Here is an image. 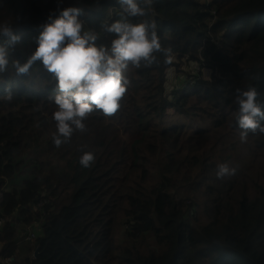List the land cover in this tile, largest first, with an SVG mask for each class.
Instances as JSON below:
<instances>
[{"label": "trees", "instance_id": "16d2710c", "mask_svg": "<svg viewBox=\"0 0 264 264\" xmlns=\"http://www.w3.org/2000/svg\"><path fill=\"white\" fill-rule=\"evenodd\" d=\"M136 2L143 17L129 16L119 0H0V21L20 36L8 44L0 35L9 61L0 72V258H17L20 244V264H264V175L241 179L255 164L215 175L217 164L264 147L258 130L240 140L235 102V90L249 86L264 102V0ZM68 6L81 10L82 34L94 33L108 55L116 34L107 26L116 20L154 24L161 48L151 63L122 70L128 84L115 113L94 109L85 129L73 126L57 147L56 78L40 60L25 74L16 65L35 50L41 26ZM173 56L187 60L175 72L188 61L199 70L192 85L168 91ZM167 108L184 118L157 124ZM24 150L29 177L17 188ZM82 151L95 154L89 168L78 163ZM29 230L35 239L22 242Z\"/></svg>", "mask_w": 264, "mask_h": 264}, {"label": "clouds", "instance_id": "9594fccd", "mask_svg": "<svg viewBox=\"0 0 264 264\" xmlns=\"http://www.w3.org/2000/svg\"><path fill=\"white\" fill-rule=\"evenodd\" d=\"M119 3L129 16L143 17L146 14L145 8L136 0H119ZM80 13L81 10L73 6L59 9L54 18L50 17L49 22L41 26L37 46L27 61L16 65L17 73L25 74L36 60H40L44 68L54 74L59 89V94L54 96L57 110L52 114L56 122L53 143L57 147L71 136L73 126L81 131L85 129L83 120L94 109L108 115L115 113L128 84L122 70L129 62L136 65L142 60L151 63L153 53L161 48L154 24L116 20L107 26V31L116 34L111 41L112 54L108 55L104 47L98 48L93 43L97 38L94 33L85 31L82 34ZM0 35L7 37L8 44L20 39L7 21H0ZM8 62L7 49L0 46V72L5 70ZM235 91L237 124L242 129L240 140L244 142L249 131L256 133L258 130L264 134V124H261L264 121V102L257 99L256 87ZM8 98L11 99L10 93ZM95 158L93 152L82 151L78 163L89 168ZM235 172V167L221 162L216 166L215 175L223 179ZM124 229L122 223V238Z\"/></svg>", "mask_w": 264, "mask_h": 264}, {"label": "rangeland", "instance_id": "374dc122", "mask_svg": "<svg viewBox=\"0 0 264 264\" xmlns=\"http://www.w3.org/2000/svg\"><path fill=\"white\" fill-rule=\"evenodd\" d=\"M180 61H183L181 63V65H182L187 60L185 58L178 60L174 56L171 57V64L168 66V68L166 70V77H167L166 89L168 91L172 90L174 88L182 87L185 84L192 85L194 82L193 75L196 71L198 72V70H199V68L197 67V64H195L194 62L188 61L189 62L188 65L183 66L182 69L180 70V72H175V69H174V68H176L175 65L177 63H179ZM177 86H179V87H177ZM142 93H145V92H142ZM136 100L139 102L141 99H140V97H137ZM143 108H145V106ZM165 114L166 115L160 121L159 120L156 121L157 124H159L161 126H167L168 123H170V122H180L178 120H181L184 118V117L179 116L177 114V112L175 110H172L171 108H170V110L167 108ZM152 116H155V114L152 113L151 115L147 116V118H150ZM154 119H156V117H154ZM187 125H191V123L188 122ZM92 135H94L93 130L87 131V136L83 137V144L84 145L88 146L90 144L88 137L92 136ZM32 152H33V150H32ZM249 152L250 151H245V152L240 153L239 155L235 156L231 162V166L235 167L236 172L239 175L241 173V165L242 164H255V168L252 171L240 175L241 179L244 182L250 176L251 177H258L259 175H264V158L262 156L263 152H264V147H263L262 151L260 153H257V154H255V153L249 154ZM18 158L23 159L24 161H23L22 166L19 168V170L16 172V175L14 176L15 187H17V188L21 187L22 180L24 178L29 177V170H30L29 165H28V162L30 160L29 151L28 150L22 151V155ZM16 160H18V159H16ZM148 171L155 174L156 176H159L158 171L153 166H149ZM248 184L251 185L252 182L248 181ZM43 223H44L43 219H41L38 223L41 226V231H42ZM2 224H3V222H2ZM16 226H17V230L23 228V226L20 227L18 224ZM29 227L30 226H24L23 229H28ZM121 232H122V228L118 229L116 231V233L114 234V239L117 241V243L122 242ZM18 247L19 248L17 249V252H16L17 258H11L12 260L9 261V264H20L21 258L27 254V251H25V252L22 251V249H24V248H22V247H24V245L18 244ZM27 247H29V246H27ZM31 254H32V252H29L30 257H31ZM32 257H33V255H32Z\"/></svg>", "mask_w": 264, "mask_h": 264}, {"label": "built area", "instance_id": "2783aa9c", "mask_svg": "<svg viewBox=\"0 0 264 264\" xmlns=\"http://www.w3.org/2000/svg\"><path fill=\"white\" fill-rule=\"evenodd\" d=\"M0 198H1V195H0ZM0 225H1V220H0ZM35 235L33 233V231L31 232L30 230L28 231V233L26 234V236L23 238L22 242H29V241H32L34 239ZM0 262L2 263H6V264H9V259H6V260H2L0 258Z\"/></svg>", "mask_w": 264, "mask_h": 264}, {"label": "water", "instance_id": "95a60500", "mask_svg": "<svg viewBox=\"0 0 264 264\" xmlns=\"http://www.w3.org/2000/svg\"><path fill=\"white\" fill-rule=\"evenodd\" d=\"M38 250H39L38 248L35 249V251L33 253L34 258H36L38 256Z\"/></svg>", "mask_w": 264, "mask_h": 264}]
</instances>
